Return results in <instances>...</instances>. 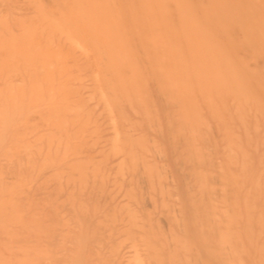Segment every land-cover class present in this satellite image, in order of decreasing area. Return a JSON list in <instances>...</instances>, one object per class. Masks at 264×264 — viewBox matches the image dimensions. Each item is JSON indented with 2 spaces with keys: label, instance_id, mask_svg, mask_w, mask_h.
<instances>
[{
  "label": "bare ground",
  "instance_id": "6f19581e",
  "mask_svg": "<svg viewBox=\"0 0 264 264\" xmlns=\"http://www.w3.org/2000/svg\"><path fill=\"white\" fill-rule=\"evenodd\" d=\"M0 264H264V0H0Z\"/></svg>",
  "mask_w": 264,
  "mask_h": 264
}]
</instances>
